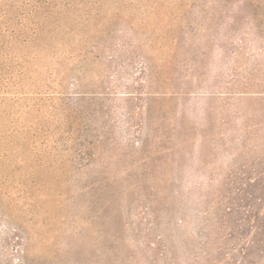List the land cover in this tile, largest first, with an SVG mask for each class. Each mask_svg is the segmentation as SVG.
Masks as SVG:
<instances>
[{
    "label": "rangeland",
    "instance_id": "obj_1",
    "mask_svg": "<svg viewBox=\"0 0 264 264\" xmlns=\"http://www.w3.org/2000/svg\"><path fill=\"white\" fill-rule=\"evenodd\" d=\"M79 1L0 0V264H264V0Z\"/></svg>",
    "mask_w": 264,
    "mask_h": 264
},
{
    "label": "trees",
    "instance_id": "obj_2",
    "mask_svg": "<svg viewBox=\"0 0 264 264\" xmlns=\"http://www.w3.org/2000/svg\"><path fill=\"white\" fill-rule=\"evenodd\" d=\"M23 3L28 4L31 8L29 13L33 17V22L36 23V27L33 33L43 31L44 24L51 22L52 24L60 25V22L65 19L66 6H76L81 3L79 0H22ZM67 11V10H66ZM42 23V24H41ZM44 90V91H43ZM32 92H58L64 93V88H34Z\"/></svg>",
    "mask_w": 264,
    "mask_h": 264
}]
</instances>
